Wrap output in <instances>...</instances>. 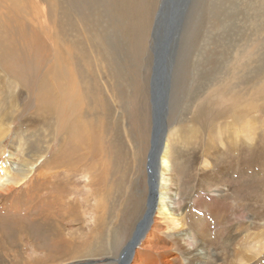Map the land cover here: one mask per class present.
<instances>
[{
  "label": "rangeland",
  "instance_id": "rangeland-1",
  "mask_svg": "<svg viewBox=\"0 0 264 264\" xmlns=\"http://www.w3.org/2000/svg\"><path fill=\"white\" fill-rule=\"evenodd\" d=\"M48 1L49 3L47 4L52 3L51 6H53V4L55 5L54 0ZM90 1L88 2V13L86 2L84 3L81 0L78 2V8L81 9V11L83 10L81 18L86 19L87 22L80 21V18H77L75 15L77 33L78 36L80 35V42L85 46L80 49V52L83 54V51H85L84 57L87 55L86 58L90 60V64H87L85 59L80 58L81 60L78 67L83 72V75L87 77L90 90H92V95H89L84 87V84L89 87L87 81L85 83H80V85H82L81 87L79 86V89H81V91H79L80 93L82 92L81 97L86 96L89 99L91 98L89 102H86L88 104L85 105H82L83 102L81 99L80 105L82 112L86 111L87 113L89 110L90 112L87 115L84 113V115L80 114L76 117L75 122L80 127L82 135H79L81 138L79 137L77 140H72V137L69 138V136H65L64 138L56 137L57 135L54 133L57 132V123L51 121L52 126L50 124L49 127H47L46 124L43 123L44 121L42 117L36 115L31 109L33 103L30 98L34 91V83L39 76H42L49 71L47 64H45L48 55H44L47 51H44L45 48H43L45 44L42 45V47H39V45L37 46L38 43L34 36L28 35L26 36L27 41L21 40L20 43H18L16 42V40H18L16 36L10 32L9 34L11 37L13 36L12 39L14 43L12 45L13 49L11 50L16 61L11 60L8 62L9 71L17 78H21L26 83V88L23 87L20 89L18 87L16 90L15 88H12L10 91L6 85V81H0V92L3 89L6 93V98H0V133L3 132L5 134L4 136L0 135V147L5 149L7 153H12L11 158L0 154V169L5 170V172L8 170V178L9 180L11 178L13 180V178L18 176L20 170L24 168L23 166H31V164L36 165L38 160H41L38 159V154L50 149L51 153H48L45 159L42 160V163L38 165L35 178L38 179L37 182L50 178L55 181L57 179L58 181H63V179H67L65 169L60 172L58 177L54 178L53 176H50L53 174V172L50 171L51 167L50 169H43L42 166L46 163L50 166L56 163V156L58 155L60 157V151L66 153V151L71 150L74 154L80 153L79 156H82V159H78L77 161L74 159L75 161L71 160L68 162H70L69 164L71 165L81 164L79 168L77 167L73 169V172L70 170L72 176H74L70 181L75 187V201L78 200L82 206L85 207L83 208L84 211H82V213L77 214L78 221L76 224L78 228L76 229V226L71 222L66 224V228L69 229L70 233L76 231L75 239L78 241H91L93 243L94 238L92 231L96 226L95 214H97L96 205L98 204V199L93 198L91 196L92 190H89L86 187L94 176L93 172L97 174L100 161H98L96 155L94 156L95 158L89 157L87 151L90 149V145L86 142V137L87 132L92 130L91 125L89 126V124H92L91 122H94L93 120H96L95 118H97L103 126L102 129L104 130L106 141L110 140V144H112L111 147H109V150L111 153L113 152L112 154L110 153V157L112 158L111 155H113L111 160L113 161L114 166L120 168L122 174L124 169H127L124 173L125 179L122 183L123 186H121V194L119 196L113 195L112 197L113 199H117L118 202L116 203L114 201L115 204L113 205L114 207L112 206L111 210V214L115 211L117 214L116 221L119 223L118 227L120 228L121 234L120 241L116 247H120L118 248V251L122 252L123 248L127 247L129 244V241L131 237H133L136 227L146 210L149 196V166L147 167V164L149 163V151L151 148V139H153V134L155 132V126H158L159 129L162 128L163 131L166 123L165 130L168 129V140L171 142L173 151H179L180 149V152L182 151L184 154L185 150H191L192 146H182L181 143L177 142L178 137L175 136L178 132L177 130L183 127L180 122L183 121L184 116L187 113L185 105L187 106V104L190 103V99L195 95L204 91L207 80H209L213 74H217L218 72L221 73L223 70L226 71V69H228L234 62L240 61V54L245 50L244 48L246 47V44L250 42L251 33L258 32L260 37L264 36V0H191L183 24L180 29H177L175 35L172 37L173 41L171 45L169 47L167 46L169 51L167 52V59L164 63L165 70L163 75L160 76L158 74L155 75L154 73L156 62L155 55H157V58L160 61L163 56L158 54L159 51L155 45L153 35L162 0ZM34 3H39V0H34ZM63 4H67V6L70 5V3L65 0H63ZM71 4L75 6L76 3L71 2ZM37 8L41 16L47 15L48 9L45 8L44 5H39ZM3 13L5 12L3 11ZM39 23H42V21L39 20ZM47 24L48 23H46V25ZM104 25L106 26L105 29ZM6 26L9 25L6 24ZM85 26L90 27L92 29L89 28L90 31L96 32L94 35H97L98 33L104 38V40H108L109 37L113 36L114 41H117L115 42L117 44V49L123 59L124 68L126 67L125 70L128 71L126 72L124 79L120 80V78L115 76L113 70L109 71V66H106L108 73L102 78L100 71L103 69H99L97 61L93 58L94 56L90 52L89 44L85 38ZM156 29L159 31L162 30L157 27ZM163 33L164 31L162 34ZM34 41L37 44H35ZM163 43L164 40L159 42L158 47L163 46ZM21 44L23 46L25 45V47L28 45L31 48H29V54L28 51L26 53L28 56H24L25 60L19 59L20 55L17 53L19 50L16 48L18 46L21 47ZM34 44L36 45V48H34ZM122 46L123 48H121ZM165 48L166 46L162 47V50ZM25 50L26 49H24V51ZM40 56L42 57L40 58ZM71 60V57L64 59V61ZM14 63L18 65H15ZM16 69L18 71H16ZM50 71H52V69H50ZM194 78L198 88L194 86L193 89L192 84ZM199 80L200 82H198ZM191 88L192 90H190ZM156 89H160L158 91L159 104L160 102L164 104V106L168 104L169 111H166V108H164V116L163 112L160 110V107L163 108V105L159 106L157 100L154 125V104L152 103L155 100L154 92H156ZM19 91H21L22 94L19 93ZM115 93L117 94L115 95ZM59 99L61 98L57 97V95L55 97L49 90L48 97L44 98V102H42L41 105L47 104L52 107H57L58 110L60 103ZM98 99L99 101H102V103H97L100 107L97 105L98 108L96 109V113L94 109L92 110V106L94 100L97 102ZM101 110L102 113L100 112ZM23 113L25 114V118L22 116ZM64 113L67 114L66 110ZM8 116L10 118H8ZM223 127L220 128L222 129ZM218 128L219 126L212 130L213 134L211 136L213 137V141L208 137V142L210 141L216 150L224 152L225 149L227 150V145L225 146L223 144H225L224 141L228 139L226 136H229V132L223 128L224 130L222 129V132L218 133ZM152 129H154L153 133ZM159 132L161 131H158V133ZM90 134H92V131H90ZM100 135L101 133L96 134L97 140ZM67 137L69 138V141L67 140ZM263 138L264 132H261L259 143L264 148ZM251 139L252 138L250 137L248 141L246 139V142L249 143V153L245 160V166L247 172H249L248 175L240 177H237V175L234 174L225 177L222 175L215 181V183L200 182L197 178L194 180L195 182H192V184L186 188L181 185L183 190L181 192L179 191L180 194L178 195L177 202L180 203L178 213L181 215L179 219H182L181 222L184 224L185 232L191 230L190 218L193 219V221L194 219L196 220L195 216L201 219L202 223L199 226V237L200 240L208 242L209 249H226L228 253H231V250L237 247L236 249L238 251L242 254H246L252 248L251 251H255V253L252 252L253 254H261L257 260H252L250 264H264V235H262L263 237L259 245L256 246L259 247L257 249L256 247H253L255 246L253 244L256 242L250 234L246 232L249 224H251V220L253 219L252 222L255 221V215H261L258 210V207L261 204H258L256 201L260 199V196H262L261 192L264 190V156L261 158L257 157V154L254 152L255 144ZM66 142H69L68 147H65ZM174 144L177 150L173 147ZM136 150H140L138 156ZM229 156L226 151V154L220 157L219 160L207 159L208 162L200 164L201 167H198V169L201 170L198 173V177L200 178L203 171L210 170L209 172L214 173L217 172L218 169L225 167V164H228L227 161H229ZM54 157L55 159H53ZM173 159L175 164L174 169L176 168L175 172L179 178L178 181H182L180 178H183L189 162L182 158V156ZM230 159L234 160L235 158ZM6 160H10L11 163ZM176 161H180L184 164H179L180 162L177 163ZM175 162L180 166H177ZM260 165L263 168L262 170L260 169ZM137 167H139L140 170H137ZM1 176H4L3 172L1 173ZM59 177L63 179H60ZM5 179L6 178H4V180ZM2 180L1 182L4 181ZM133 180L137 183L136 188L132 186ZM26 182H33V180H26L25 183ZM180 184L182 183L180 182ZM100 186L101 185H99V187ZM39 187L40 184H34V186L29 189L24 188L23 185L16 187L12 195L14 197L16 196V193H19L20 197L19 199L14 200L10 199V194L6 188L0 189V247H2V251L0 250L2 254L0 253V255L5 254L8 256L10 255L8 253H14V255L17 256L19 252H21L27 259L29 258L28 260L29 262H32V264H77L73 258H75L76 254L81 252L82 247L79 246L58 247V249L54 251L56 248L51 247L53 246V242H48L46 245H51V248L46 247V254L44 252L34 251L33 243L35 245L36 238L42 239V237H39L41 234L39 227L40 224H43L45 216L42 218L43 221L37 219L40 217L39 214L42 210L46 211L49 208L48 204H39L38 198L41 199L39 197V195H41V191L38 190ZM92 195H94V192H92ZM125 204L128 205L127 208H125ZM262 211L263 210L261 209L260 212ZM129 212L130 215L134 216L133 220H130L131 217L128 216ZM81 214L82 216L85 215V217L80 218ZM239 218H241V221L244 220L242 225H239L237 222ZM161 219L164 222L167 221L166 219H163V217ZM27 221H30L28 223L31 225V234H33L32 238L34 239V242L31 239H28L25 235L20 236V229L25 222L27 223ZM236 227L239 228L236 229ZM161 229V242L163 243V246L167 248H177L176 246L174 247V245L172 246L171 243V239L177 235L175 234L176 229L171 226V223L168 221L167 223H163ZM233 239L236 240L233 241ZM8 242L17 245L19 251L15 250L11 252V250L7 248ZM96 243L97 241L95 244ZM104 244L106 246L104 250L98 251L100 254L99 257L89 258V260L97 262V264H107L105 258L109 259V257H111L114 261L110 264H117L115 262L116 254L111 255L109 244L107 243V245L105 242ZM67 251L70 252V256H67ZM139 251L143 252V249H140ZM54 253L59 254L50 257V260L46 259L48 255ZM102 253L104 254V257H101ZM39 255H42L43 259ZM166 255L171 259L172 264H191L190 258L180 251L172 250ZM211 260L212 255H207L205 264H211ZM147 261L148 260H145L144 264H147ZM219 264H224V262H220Z\"/></svg>",
  "mask_w": 264,
  "mask_h": 264
},
{
  "label": "bare ground",
  "instance_id": "bare-ground-1",
  "mask_svg": "<svg viewBox=\"0 0 264 264\" xmlns=\"http://www.w3.org/2000/svg\"><path fill=\"white\" fill-rule=\"evenodd\" d=\"M65 1L69 2L70 5L67 6V4H63V0H54L55 5L53 4V6H51L52 3L47 4L49 3L48 0H39V3L37 4L34 3V0H0V81H6V85L10 91L12 88H15V90L18 89V87L20 89L23 87L26 88V83L21 78H17L9 71L8 62L16 59L11 50L13 49L12 45L14 43L12 39L13 36L11 37V35L9 34L10 32H12L19 40H16V42L18 43H20L21 40H26V36L32 35L36 38L38 44L35 43V41L34 43L37 44V46L39 45V47H42V45L45 44V46L43 47L45 48V50H43L48 52H46L47 54L44 53V55H48L45 64H47L49 71L44 73V75L39 76L34 83V91L31 94L30 98L33 103L31 109L36 115L42 117L44 121L43 123L46 124L47 127H49L51 121L57 123V132L54 133L55 135H57L56 137L64 138L65 136H69V138L72 137V140H77L80 137L79 134H81V130L75 122L76 117L80 114L84 115V113L87 115L90 112V110L87 113L86 111H81V99L83 102L82 105H85L88 104L86 102H89L91 98L89 99L86 96L81 97L82 92L80 93L81 89H79L82 86L80 85V83H85L86 81L87 85L89 86L87 77L83 75V72L78 67V64L81 60L80 58L85 59L87 61V64L90 60L86 58L87 55L86 57H84L85 51H83V54L80 52V49L85 46L80 42L81 39L79 37L80 35L78 36L77 33L75 17L77 16V18H80V21L83 22H87V20L81 18L83 10L81 11V9L78 8L79 0ZM81 1H83L84 3L86 2L88 13V2L90 0ZM71 2L76 3L75 6H73ZM39 5H44L45 8L48 9L46 16L43 15V17L38 12L37 7H39ZM3 11L5 13H3ZM39 20L42 21V23H39ZM46 23L48 24L46 25ZM6 24H8L9 26H6ZM89 28L90 27L88 26L84 27L85 38L87 40V43L89 44V48L91 50L90 52L94 56L93 58L97 61L99 69H103L100 71L102 78L108 73V71L106 70V66H109V71L113 70L116 77L120 78V80L124 79L125 74L128 71L125 70L126 67L124 68L123 59L117 49V44L115 43L117 41H114L113 36L109 37L108 40H104V38L98 33L97 35H94V33L96 32L90 31L91 28ZM105 28L106 26L104 25V29ZM158 28L162 29V24L159 25ZM249 41L250 42L247 43L246 47L244 48L245 50L241 52L242 54H240L241 58L239 62H234L228 69H226V71L223 70V72L221 73L218 72L217 74H213L211 78L207 80L204 91H201V93L191 98L189 101L190 103L187 104V106L184 104L187 113L184 116L183 121L180 122L183 127L177 130L178 132L175 134V136L178 137L177 142L181 143L182 146H192L193 148L191 147V150H185L184 154L182 151L180 152V149L179 151H173L171 142H169L168 140V129L165 130L166 123L163 131L162 128L159 129L158 126H155V132L153 134V139H151V148L149 151L150 164H147V167H150V172L148 179L149 196L147 200L146 210L143 217L140 219L133 237H131L129 241V244L127 245V247L123 248L122 252L118 251V248L120 247H116L120 241L121 234L120 228L118 227L119 223L116 221L117 214L116 211L111 214V210L115 202H118L117 199H113L112 197L113 195L119 196L121 194V186H123L122 183L125 179L124 173L125 171H127V169L125 168L122 174L120 168L114 166L113 161L111 160L113 158V155H111V158V152L109 150V147H111L112 144H110V140L106 141V138L104 137V130L102 129L103 126L97 120V118H95L96 120H93L94 122H91L92 124H89V126L91 125L92 128V130H90L92 131V134H90L89 131L87 132L86 137V142L90 145V149L87 151L89 153V157L95 158L94 156L96 155V158H98V161H100V166L97 174L93 172L94 176L91 178V181L86 187L89 190H92L91 196L98 199V204L96 205L97 214H95L96 226L92 231L94 238L93 243L91 241H78L77 239H75L76 231L70 233L69 229L66 228V224H68L69 222L73 223L76 226V229L78 228L76 224L78 221L77 214L82 213V211H84L83 208L85 207H83L78 200L75 201V187L74 184L70 181V179H73L74 177L72 176V170L77 167L79 168L81 164L71 165L69 164L70 162H68L74 159L76 161L78 159H82L83 157L79 156L80 153L74 154L71 152V150L66 151V153L60 151V153L58 152L60 157L57 154H54L57 155L56 163L52 164L51 166L46 163L42 166L43 169H50L51 167L50 171H52L53 174H51L50 176H53L54 178L58 177L60 175V172L65 169L67 179L64 180L63 178L59 177L60 179H63V181H58V179L55 181L50 178L41 182H37L38 179L35 178L38 165L42 163V160L45 159L48 153H51L50 149H48L47 151H42L38 154L40 157H38V159L41 160H38L39 163L37 162L36 165L31 164V166H23L24 168L20 170L18 176L13 178V180L11 177V179L9 180V173L7 172L8 170H6L5 172V170L0 169V182L2 179L4 180V178H6L4 181L2 180L3 182L0 183V189L6 188V190L10 194L7 195L10 196L11 200L19 199L20 197L19 193H16V196L14 197L12 195L16 187H20L23 185L24 188L29 189L30 187L34 186V184H40V187L38 189L39 191H41V195H39L41 199L38 198L39 204L41 203L49 205V208L46 211L42 210L40 212V217L37 219L43 221L42 218L45 216L43 224H40L39 227L41 233L39 237H42V239L36 238L35 245L33 243L34 251L36 250L37 252H44L46 254V247L51 246L46 245L48 242H53V246L51 247L56 248L54 251H56L58 247L79 246L82 247L81 252L76 254L75 258H73L77 262V264H97V262L89 260V258L91 259L93 257H99L100 254L98 251L104 250V248L106 247L104 244L105 242L106 244H109L111 255L116 254L115 262L117 264H144L145 260H148L147 264H172L171 259H169V257L166 255L172 250L185 253V256L187 255L190 258L191 264H205L206 256L209 254L212 255L211 264H219L220 262H224V264H250L252 260H257L260 257L259 255L261 253H259L258 255L253 254L255 253V251H251L252 248L246 254H242L240 251H238L236 249L237 247L231 250V253H228L226 249H209L208 242L200 240L199 226L202 222L201 219L197 218L196 216V220L194 219V221L190 218L191 230L185 232L184 224H182L181 222L182 219H179V217L181 216L180 213H178L180 203L177 202L178 195L183 190V187H181V185L186 188L191 185L192 182H195L194 180H196L197 178L200 180V182L215 183V181L222 175L224 177L233 174L237 175V177L248 175L249 172H247L245 160L247 159L246 156L249 153V143L246 142V139L248 141L249 137L252 138L251 140L255 144L254 152L257 154V157L261 158L264 156V148L259 143V136L261 132H264V36L260 37L258 32L251 33ZM35 44L34 48H36ZM26 47L25 45L23 46L21 44V47L18 46L16 48L17 50H19L17 51V53L20 55L19 59L21 60L24 59V56H28L26 55L27 51L29 54L30 47L28 45ZM121 48H123V46ZM24 49L26 50L24 51ZM41 57L42 56H40V58ZM69 57L72 58L71 61H64V59H67ZM14 64L18 65L16 63ZM50 69H52V71H50ZM16 71L18 70L16 69ZM198 82H200V80ZM194 86L198 88L197 83L195 82V78L192 84L193 89ZM84 87L86 88L88 94L92 95L90 86L87 87L84 84ZM49 90L51 91L52 95L54 94L55 97L57 95V97L61 98L59 99L60 103L58 106V110L57 107H52L47 104L41 105V103L44 102V98L48 97ZM190 90H192V88ZM19 93L22 94L21 91H19ZM116 94L117 93H115V95ZM0 98H6V93L3 89L0 92ZM98 102L102 103V101H99V99L97 102H95V100L94 103L92 102V110L94 109L96 111L99 106L97 104ZM158 105H163V108L160 107V110L165 116L163 109L166 108V111H169V105L167 104L164 106V104H162L161 102L159 104V100ZM65 110L67 114L64 113ZM100 112L102 113V110ZM9 116L8 118H10ZM22 116L24 117L25 114L23 113ZM217 126H219V128L225 126L223 128H225L229 132V136H226L228 137V139L224 141L225 144H223L225 146L227 145V150L225 149L224 152L221 150H216V148L213 147L212 143L210 141V143L208 142V137L213 141V137L211 136L213 134L212 130ZM219 128L217 129V132L221 133V130L223 128ZM153 130L154 129H152V133ZM158 131L161 132L158 133ZM2 133L3 132H1L0 135L4 136L5 134ZM95 133H101V135L98 137V140L96 139L97 136ZM69 138L67 137V140ZM68 143L66 142L65 147L69 146ZM173 147L175 148V144L173 145ZM175 149L177 150V148ZM226 151L228 152V156L230 155L231 157L229 156V161H227L228 164H225V167L218 169L217 172L214 173L209 172L210 170L203 171L200 178L198 177V173L201 171L198 169L200 164L208 162L207 159L219 160L220 157L226 154ZM136 153L138 156L140 154V150H136ZM0 154L6 155V157L9 158L12 157L11 152L7 153V151L1 147ZM181 156L189 162V165L185 173L183 172V178H180L182 179V181H178L179 178L175 172L176 168L174 169L175 164L173 158ZM230 158L235 159L233 160ZM53 159H55V157ZM6 161L11 163L10 160ZM179 164L183 165L184 163L180 162ZM137 168V170H140L139 167ZM260 169H263L261 165ZM2 172L4 173L3 177L1 176ZM30 179H32L33 182L25 183L26 180ZM180 182L182 184H180ZM132 183V186L136 188L137 183H135V180H133ZM99 185L101 186L99 187ZM92 192H94V195H92ZM261 195L262 196H260V199L256 201L258 204H261L258 207L259 213L261 215H255V221L252 222L253 219L251 220V224H249L246 231L256 242L255 244H253L255 245L253 247L259 245L263 237L262 235H264V190H262ZM127 207L128 205L125 204V208ZM261 209L263 210L262 212H260ZM128 216L131 217L130 220L134 219V216L130 215V212L128 213ZM81 217H85V215L82 216L81 214L80 218ZM162 217L163 219H166L168 222H170L171 226L176 229L175 234L177 235H175V237L171 239V243L172 246L174 245V247L176 246L177 248L164 247L163 243L161 242V226L163 225V223H167V221H162ZM240 219L241 218H239L237 222L239 225H242L244 223V220L241 221ZM28 222L30 221H27V223L25 222L22 225L21 229L19 228L20 236L25 235L28 239H31L34 242V239L32 238L33 234H31V225ZM238 228L239 227H236V229ZM235 240L236 239H233V241ZM96 241L97 243L95 244ZM208 241L210 242L209 239ZM11 243L8 242L7 248L11 250V252L15 250L19 251V247ZM256 248L258 249L259 247ZM140 249H143V252H140ZM0 250L2 251V247H0ZM66 253L68 256L70 252L67 251ZM8 254L10 255H0V264H32V262H29V258L27 259L21 252H19L17 256H15L14 253ZM55 254L59 253L50 254L47 256V258H44L50 260V257L55 256ZM102 256L104 257L103 253L101 257ZM40 257L43 259L42 255ZM105 260L107 264H110L114 261V259L112 260L111 257H109V259L105 258Z\"/></svg>",
  "mask_w": 264,
  "mask_h": 264
},
{
  "label": "water",
  "instance_id": "water-1",
  "mask_svg": "<svg viewBox=\"0 0 264 264\" xmlns=\"http://www.w3.org/2000/svg\"><path fill=\"white\" fill-rule=\"evenodd\" d=\"M191 0H162L160 10L157 16L156 25H155V31H154V41L155 45L157 47L158 54H161L163 56L162 60H158L157 55H155V68L154 73L155 75L158 74L163 75L164 73V63L166 62L167 55H168V48L173 41V36L175 35L177 29L181 27L183 24V21L185 19V15L188 9V6L190 5ZM162 24V30H157L159 25ZM164 33L162 34V32ZM164 40V45L161 47H158L159 42ZM166 48L162 50V47ZM160 89H156V92H154L155 100L153 101L154 104V111L153 116L156 114V104L158 100V91ZM153 123L155 125V116L153 117ZM148 162L150 164V158L148 159ZM150 167L148 168V173Z\"/></svg>",
  "mask_w": 264,
  "mask_h": 264
}]
</instances>
